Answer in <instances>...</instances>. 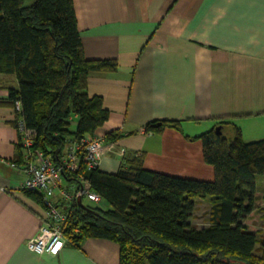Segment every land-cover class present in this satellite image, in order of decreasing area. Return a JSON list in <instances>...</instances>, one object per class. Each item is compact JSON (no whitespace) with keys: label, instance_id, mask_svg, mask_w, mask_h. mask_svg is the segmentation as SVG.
<instances>
[{"label":"trees","instance_id":"obj_1","mask_svg":"<svg viewBox=\"0 0 264 264\" xmlns=\"http://www.w3.org/2000/svg\"><path fill=\"white\" fill-rule=\"evenodd\" d=\"M118 68L117 60L85 56L74 0H0V88L8 91L0 105L14 109L18 139L22 122L34 132L33 148L56 163L109 119L102 96L88 93L89 76ZM226 123L235 127L233 138L216 131ZM183 125L181 119L152 120L145 131L174 129L199 140L215 177L152 170L141 150H125L118 170L107 172L90 168L81 153L79 169L64 176L89 182L106 207L85 203L86 196L85 206L78 198L62 202L68 214L62 225L66 245L112 240L120 246L119 264H264V234L259 238L245 221L264 189V182L257 183V175H264V138L245 140L228 117L196 135L185 133ZM122 136L114 130L105 138L114 143ZM23 156L18 142L13 162L21 166ZM23 190L42 202L38 191ZM201 202L209 206L206 226L195 221Z\"/></svg>","mask_w":264,"mask_h":264},{"label":"crops","instance_id":"obj_2","mask_svg":"<svg viewBox=\"0 0 264 264\" xmlns=\"http://www.w3.org/2000/svg\"><path fill=\"white\" fill-rule=\"evenodd\" d=\"M74 2L85 56L119 64L89 76V95L102 96L110 111L96 133H123L105 140L102 170L116 172L125 150H141L152 170L215 177L199 140L174 129L147 133L152 120L181 119L184 132L196 135L228 117L245 140L264 138V0ZM7 96L0 88V101ZM14 118L12 107L0 105V264H119V244L105 238H88L81 248L65 243L57 255L29 249L45 213L22 189L26 174L10 164L18 144ZM222 131L235 135L232 123Z\"/></svg>","mask_w":264,"mask_h":264},{"label":"built area","instance_id":"obj_3","mask_svg":"<svg viewBox=\"0 0 264 264\" xmlns=\"http://www.w3.org/2000/svg\"><path fill=\"white\" fill-rule=\"evenodd\" d=\"M19 131L18 142L22 144L24 150L19 168L26 174L23 188L38 191L45 210V223L39 232L27 241V246L38 254L57 255L65 245L62 225L68 218L67 212L60 207L61 203H67L68 200L71 201L80 195L94 202L101 201V196L91 189L89 182L82 180V183L78 184L69 181L63 172L74 173L79 169L81 153L90 168L99 166L106 138L98 133L88 136L81 142L71 145L56 163L41 150L33 148L34 132L26 128L22 122ZM11 165L18 167L15 163Z\"/></svg>","mask_w":264,"mask_h":264},{"label":"rangeland","instance_id":"obj_4","mask_svg":"<svg viewBox=\"0 0 264 264\" xmlns=\"http://www.w3.org/2000/svg\"><path fill=\"white\" fill-rule=\"evenodd\" d=\"M150 133V132H147ZM152 134V133H150ZM103 153L105 150L102 151ZM264 182V175H257V183L261 184ZM263 192H261V199L258 201L257 208L246 218V223L250 226V228L255 229L259 233V238L262 237L264 234V189H262ZM83 201L87 204L91 205H101L102 207H106V202H94L88 199L87 197L83 198ZM202 206L198 207V212L195 215V221L198 223V225L206 226L207 223V217L206 214L208 212L209 206L204 205L201 202ZM66 212V211H65ZM259 253V251H258Z\"/></svg>","mask_w":264,"mask_h":264},{"label":"water","instance_id":"obj_5","mask_svg":"<svg viewBox=\"0 0 264 264\" xmlns=\"http://www.w3.org/2000/svg\"><path fill=\"white\" fill-rule=\"evenodd\" d=\"M216 131L219 133V134H222L223 133V131H222V126H217L216 127ZM78 202H79V204L80 205H84L83 203H82V196L80 195L79 197H78ZM85 206V205H84Z\"/></svg>","mask_w":264,"mask_h":264},{"label":"clouds","instance_id":"obj_6","mask_svg":"<svg viewBox=\"0 0 264 264\" xmlns=\"http://www.w3.org/2000/svg\"><path fill=\"white\" fill-rule=\"evenodd\" d=\"M95 134H96V133H95ZM11 163H15V162L12 161V162H10V164H11ZM15 164L19 167V165H18L17 163H15ZM18 167H17V168H18ZM15 168H16V167H15ZM67 180H68V179H67ZM22 189H24L23 186H22ZM40 203L42 204V202H40ZM42 206H43V204H42ZM44 211H45V210H44ZM44 213H45V212H44Z\"/></svg>","mask_w":264,"mask_h":264}]
</instances>
